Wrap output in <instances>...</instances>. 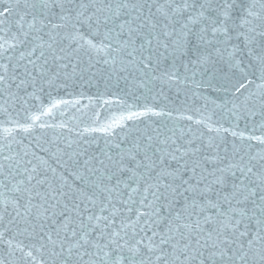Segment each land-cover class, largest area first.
Returning a JSON list of instances; mask_svg holds the SVG:
<instances>
[{"label": "water", "instance_id": "obj_1", "mask_svg": "<svg viewBox=\"0 0 264 264\" xmlns=\"http://www.w3.org/2000/svg\"><path fill=\"white\" fill-rule=\"evenodd\" d=\"M60 2L62 8H43L41 0H0V66H7L6 73L0 67L6 76L0 83V262L66 264L53 255L48 235L55 239L66 222L99 214L109 198L121 210L117 226L120 219L134 221L136 209H152L120 201L132 188L139 186L142 193L145 181L159 180L171 187L167 199L154 204L156 232L198 220L200 230L191 240L195 245L198 237L203 245L210 233L216 239L214 229L226 219L222 213H229L234 225L241 217L230 209H247L235 236L227 233L235 241L229 252L235 260L217 254L215 264H264V241L249 250V242L264 231L257 223L264 220L259 210L264 185L257 179L264 173V76L258 60L264 36L246 39L260 23L247 12L264 11L261 0H208L211 7L197 24L188 13L173 14L182 0L172 8L170 0ZM125 2L129 8L115 15ZM202 3L196 0L194 15ZM33 15L48 27L39 33L29 28ZM213 27L227 28V35H213ZM240 83L247 86L236 91ZM236 165L255 173L249 177L256 183L245 179L256 193L247 201L232 198L242 178ZM210 243L201 249L205 256ZM164 248L171 251L170 244Z\"/></svg>", "mask_w": 264, "mask_h": 264}, {"label": "snow or ice", "instance_id": "obj_2", "mask_svg": "<svg viewBox=\"0 0 264 264\" xmlns=\"http://www.w3.org/2000/svg\"><path fill=\"white\" fill-rule=\"evenodd\" d=\"M195 2L196 0H182V3L177 4V0H170L168 7L172 8V4H177V6L172 9L173 14L183 15L184 13H188L189 21L192 24H197L205 18L204 12L208 10L211 5L208 0H205V3L200 5L201 11L194 15L191 9L194 7ZM261 3L264 4V0H261ZM50 4L55 7H63L60 0H41L43 8H49ZM80 7L87 8L88 5L82 3ZM131 7L132 9H136L138 5L133 3ZM128 8L129 4L127 2L118 4L115 15L119 16L121 9ZM97 10L103 11L102 8H98ZM157 11H161V9L158 8ZM80 15H83V12H81ZM162 15L167 17L168 13L162 12ZM222 15L225 21L229 19V9L225 8ZM247 17H254V19L260 21V23L258 26H253L249 29L250 35L246 37V39L254 40L256 36H264V11L254 12L253 10H249L247 12ZM247 17L245 18V24H251L252 21L248 20ZM61 19H64V17H61ZM135 19H140V16H137ZM37 24H39V27H37ZM213 24H215V21H213ZM46 27H48L47 24L42 20L38 21L35 15H33V23L29 24V28L39 33ZM51 27L54 29L61 27V25L52 24ZM123 27L124 25H121V28ZM140 27H143V23H141ZM184 27L187 28V24H185ZM257 27H259V31ZM134 31L135 29L129 28V32ZM201 31H204V29ZM227 31V28L221 30L220 28L213 27L212 29L213 35L220 32L226 36ZM39 39L42 40L43 37H39ZM52 39L54 40V37H52ZM150 43L151 41H149V44ZM38 47L43 49L44 44L41 43ZM47 47L48 49H52L53 44L49 43ZM4 51H7V49H4ZM34 52L35 49L32 50V53ZM32 53H29V55ZM40 55L44 56V51H41ZM146 59L150 60V57ZM258 60L261 64L262 76H264V55L259 56ZM30 62L35 66V61ZM147 66L148 65L145 64V67ZM0 67L4 68L5 73L7 72L6 65ZM5 78V75H0V83H3ZM246 86L245 83H240L236 91H240ZM262 159H264V157H262ZM144 166L147 168L152 167L151 164H146ZM0 167L3 166L0 165ZM235 167L242 178L239 180V184L234 185L232 198L235 199L243 196V199L247 201L256 195L255 192H250L248 190V186L245 183V179H249L252 183L257 182L256 180H251L249 177V174L255 175V173H253V167H249L248 165H236ZM232 174L235 176L236 172ZM29 179H32V177ZM141 179H143V177H141ZM257 179L260 185H264V173L257 177ZM170 187L171 185H161L159 180H156V182L152 184L145 181V187L142 193L139 186L132 188L131 192L127 194V200H121L120 202L125 206L139 203L141 208L152 209L151 212L136 209V219L134 221L130 222L127 218L120 219L119 225L117 226L116 221L121 210L117 208L109 198L106 204L101 202L99 214L90 215L86 217V220L80 219L78 223L75 221L66 222L62 229L56 230L55 239H53L51 235H48V240L53 246V255L62 257L66 261V264H154L152 259L153 256H155L156 261H160L162 264H176L177 261H179L180 264H191V262H195L198 259L200 260V264H205L206 261L215 264L217 254L221 260L227 257V259L234 261L235 256H230L229 252L232 251L231 245L235 241L230 239L227 233L230 230L232 236H235L248 210L243 209L238 211L235 208L230 209V213H237L241 217V219L234 222V225L231 215L229 213H222L221 215L226 217V219H221L219 221V227L214 229L216 239L213 240L210 233L203 245L200 244L198 237L195 240V245H193L191 240L192 233L200 230V222L198 220L194 225L192 223H176L175 227H173V224L170 223L168 232L163 234L156 232L152 227V224L158 223V221H151L152 216L156 214L154 204L162 198L165 200L167 199L166 190ZM161 188H164L165 191H161ZM107 191L112 192L113 189H107ZM136 194H140L142 197L139 201L134 199ZM86 199H89V202L93 205L96 204L94 199L90 197H86ZM224 199L231 204L229 197H224ZM237 202L240 203L241 201L237 200ZM193 207H195V204H193ZM213 207H216V205H213ZM259 210L261 215L264 216V197H261ZM128 211H132L131 207H128ZM104 213H107V215ZM143 217H147L148 219L143 220L142 223L141 220ZM176 219L178 221L180 219L179 216ZM248 219L250 220L251 217H248ZM149 221H151V223H149ZM257 223L264 225V220H259ZM61 231L64 233L63 236H61ZM148 232H152V235L148 236ZM141 233H143V235H141ZM173 233H179V239H177ZM239 235L244 236L245 232H240ZM157 237H159V243L156 241ZM172 241H175V243H170ZM181 241L184 242L182 247L180 246ZM209 241H211L210 251L209 254L205 256L201 249L209 247ZM260 241H264V231H258L256 239L249 242V250L252 249L253 244ZM169 244L171 251H166L164 245ZM57 247L59 251L56 250ZM181 257H183V260H181ZM246 258L247 254L240 256L241 260H246ZM261 258H264V250L261 251ZM0 264H2V262H0Z\"/></svg>", "mask_w": 264, "mask_h": 264}]
</instances>
